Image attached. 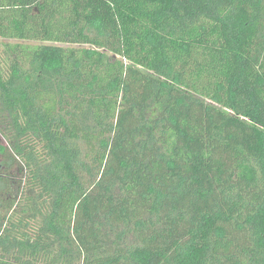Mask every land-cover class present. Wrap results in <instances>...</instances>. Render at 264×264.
<instances>
[{"label": "trees", "instance_id": "1", "mask_svg": "<svg viewBox=\"0 0 264 264\" xmlns=\"http://www.w3.org/2000/svg\"><path fill=\"white\" fill-rule=\"evenodd\" d=\"M3 38L0 264H264V0H0Z\"/></svg>", "mask_w": 264, "mask_h": 264}, {"label": "rangeland", "instance_id": "2", "mask_svg": "<svg viewBox=\"0 0 264 264\" xmlns=\"http://www.w3.org/2000/svg\"><path fill=\"white\" fill-rule=\"evenodd\" d=\"M7 41H11V42H17L16 40H9V39H0V44H3V42H7ZM24 42H28V41H24ZM30 43H35V44H38V43H40V42H34V41H32V42H30ZM1 49H2V47H1Z\"/></svg>", "mask_w": 264, "mask_h": 264}]
</instances>
